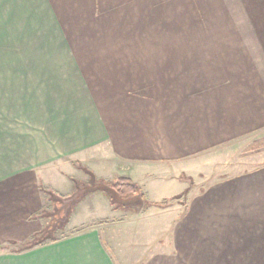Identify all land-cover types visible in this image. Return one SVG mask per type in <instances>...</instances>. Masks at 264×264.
I'll list each match as a JSON object with an SVG mask.
<instances>
[{"label": "crops", "instance_id": "crops-1", "mask_svg": "<svg viewBox=\"0 0 264 264\" xmlns=\"http://www.w3.org/2000/svg\"><path fill=\"white\" fill-rule=\"evenodd\" d=\"M172 4L0 0L13 23L37 9L62 24L59 10L71 9L80 24L100 26L85 30V48L20 51L5 65L14 76L0 81V246L38 231L30 221L42 208L38 185L70 197L72 180L87 179L79 164L107 182L128 178L150 202L157 185L180 191L156 203L187 190L184 207L159 209L173 215L163 246L157 236L137 239L133 248L152 251L122 264H264V153L250 156L260 162L247 171L202 189L187 184L209 168L206 154L264 138V38L173 33L183 23L171 24ZM0 264L114 263L97 230L85 228L26 251L0 250Z\"/></svg>", "mask_w": 264, "mask_h": 264}, {"label": "rangeland", "instance_id": "rangeland-1", "mask_svg": "<svg viewBox=\"0 0 264 264\" xmlns=\"http://www.w3.org/2000/svg\"><path fill=\"white\" fill-rule=\"evenodd\" d=\"M172 1L173 7L169 9L173 13L171 24L181 21L183 23L181 27L180 23L178 26L173 25L172 27L171 25L172 28L170 30L173 33L187 32L190 35L189 38H196V34L197 36L199 34L212 40L213 36L216 37L215 34L247 31L253 33L256 38L260 37L258 34L264 38V0ZM5 11L3 9L0 10V81L13 79L14 74L11 72V67L6 70L5 65H11L12 62L10 60L20 59V57L13 56L20 54V51L66 47L85 48L87 47L84 45L87 44L84 39L85 30L93 33L100 32V29H98V27L100 28L99 25H82L83 22L80 17H77L76 11L71 9L59 10L63 15L61 21L64 23L62 24L59 23L57 18L59 15L56 16L53 10L29 9L26 21L15 23H13L14 18L4 17ZM8 16L11 15L8 14ZM5 21L10 23H4ZM115 27L113 26L111 31L113 34H118V28ZM117 38H119L118 35L115 39ZM115 43L118 44L117 41ZM205 43L211 42L204 41ZM259 140H264V138ZM253 142L247 144L240 140L226 148L206 154L204 159H206L209 168L205 169V174L200 176L201 178L198 181L196 180L198 182L197 185L193 183V180H189L187 184L191 188L198 187L202 189L210 181L218 177L224 178L233 173L244 172L252 168L260 161H257L259 157H256L254 162H252L250 161V156L264 153L263 148H256L255 151L251 152ZM84 176L88 179L87 175L84 174ZM75 181L81 182L80 180ZM155 189L157 193L150 196L153 199L152 202L161 200L162 195L172 196L180 191V187L176 184L157 185ZM85 194L81 200L76 202L63 231L58 230L59 225L57 227L54 225V228L56 227L54 237L60 238L62 234L70 237L85 228L95 229L114 264H122L123 258L148 255L147 252L152 251V248L145 251L146 249L143 246L140 249L133 248L132 244L137 239L145 242V237L157 236V242L155 243L163 246L167 238V233H164L166 224L168 225L169 222L167 221L172 219L173 215H166L164 210L155 208L152 210L150 217H148V214L140 212L139 204L132 199L126 203L125 210L117 209L112 212V207L110 208L107 199L102 193L87 192ZM42 199V208L46 210V215H43L40 219L30 220L40 222L38 231L48 225L52 226L51 223L62 222L61 210H66V206L68 207L70 203L67 199L60 201L62 206H65L61 209L58 208V212L61 211L58 215L60 220H58L54 213L55 209H57L55 207L56 204L53 203L55 200L48 202V197L43 195ZM146 200L149 201L148 199ZM185 203L186 197L179 196L176 200H170V204L177 205L179 208L184 207ZM154 238L152 239L154 240ZM146 240L148 241V238ZM22 246V243L17 245L8 243L0 247L7 250H18Z\"/></svg>", "mask_w": 264, "mask_h": 264}, {"label": "trees", "instance_id": "trees-1", "mask_svg": "<svg viewBox=\"0 0 264 264\" xmlns=\"http://www.w3.org/2000/svg\"><path fill=\"white\" fill-rule=\"evenodd\" d=\"M253 148L251 149V152L255 151L256 148L264 149V140H258L253 142L252 144ZM79 164H77L78 166ZM78 168L87 175L88 179L85 182H78L75 180H72L73 183V194L70 197H62L55 191H52L50 189L45 188L41 183L38 185L39 191L42 193L43 196L48 197V202L51 200H55L53 203H55V217L57 218L59 213L62 211L63 220L60 223L54 222L51 223L52 226H47L46 228H43L42 230L34 233L31 235L28 240H26L22 246L21 249L18 250H7L5 248L0 247L2 251H8V252H22L26 251L28 249L38 247L47 243H55L61 239L67 238L65 235H61V237H54V233L56 232V227L59 225L58 230L63 231L65 226L67 225L69 221V216L73 212V209L75 207V204L77 201L81 200L87 193H94L99 192L102 193L105 198L107 199L109 206L112 207V210H125L126 209V203L129 202L130 199L136 201L140 206V212L142 214L148 212L149 208L155 207L158 209H164L170 205V200H163L161 202H150L147 201L141 192L140 188L132 183L128 178L118 177L113 179L112 181H104L101 179L96 178L92 172H90L88 169L84 168L83 166L79 165ZM187 194V190L181 194L180 197H185ZM69 200V206H66V210L62 209L58 212V208H64L62 204L60 203L61 200ZM73 201V202H71ZM46 210L44 208H41L34 216L30 218V220L40 219L43 215H46ZM61 215V214H60ZM60 217V218H61ZM62 219V218H61ZM58 220L59 217H58ZM54 225L56 226L54 228ZM12 245H17L18 243L10 242Z\"/></svg>", "mask_w": 264, "mask_h": 264}]
</instances>
